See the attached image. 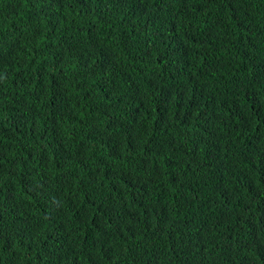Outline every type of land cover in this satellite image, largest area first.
<instances>
[{
	"label": "trees",
	"instance_id": "16d2710c",
	"mask_svg": "<svg viewBox=\"0 0 264 264\" xmlns=\"http://www.w3.org/2000/svg\"><path fill=\"white\" fill-rule=\"evenodd\" d=\"M0 264H264V0H0Z\"/></svg>",
	"mask_w": 264,
	"mask_h": 264
}]
</instances>
